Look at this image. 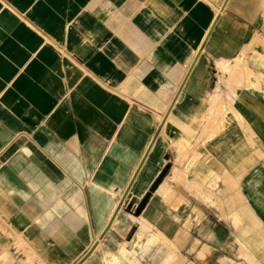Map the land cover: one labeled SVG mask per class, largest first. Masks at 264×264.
Instances as JSON below:
<instances>
[{
	"label": "crops",
	"instance_id": "crops-1",
	"mask_svg": "<svg viewBox=\"0 0 264 264\" xmlns=\"http://www.w3.org/2000/svg\"><path fill=\"white\" fill-rule=\"evenodd\" d=\"M131 215L264 241V0H0V264H124Z\"/></svg>",
	"mask_w": 264,
	"mask_h": 264
},
{
	"label": "rangeland",
	"instance_id": "rangeland-1",
	"mask_svg": "<svg viewBox=\"0 0 264 264\" xmlns=\"http://www.w3.org/2000/svg\"><path fill=\"white\" fill-rule=\"evenodd\" d=\"M123 207L120 209L121 213L123 212V209L126 211H129L130 209L129 203L126 202L123 204ZM129 218V220H131L130 223L125 222L122 226H118V223H116L108 230V234L111 232H122L126 235V240L120 247H118L123 250L124 264L197 263L193 257L188 256L187 254L188 252H191L190 250L194 249L195 244L198 243L197 241L189 242L185 249L180 250V247L176 242L169 241L158 231L152 230V227H150L143 219H137L132 215ZM233 220L236 223L234 224V230L232 229V232L236 237L245 236L244 234L246 233L261 232L259 226L256 224L246 227L237 223L241 222L239 216H235ZM139 225L142 230L140 234H137L136 230ZM136 240H139V242H136ZM151 244L155 246H152ZM223 248L227 250L226 253L231 250L232 264H264V241L236 239L232 240V243H229V245L227 242L226 246H223ZM116 251L118 250L116 249ZM199 255L200 258H203L202 251Z\"/></svg>",
	"mask_w": 264,
	"mask_h": 264
},
{
	"label": "bare ground",
	"instance_id": "bare-ground-1",
	"mask_svg": "<svg viewBox=\"0 0 264 264\" xmlns=\"http://www.w3.org/2000/svg\"><path fill=\"white\" fill-rule=\"evenodd\" d=\"M126 192H127V191H126ZM125 194H126V193H125ZM125 194H124V196H125ZM124 196L121 197V199H120V203H121V201L123 200ZM147 197H148V194L145 195V198H147ZM145 198H144V199H145ZM141 204H142V202L139 204V206H142ZM139 206H138V208H139ZM113 219H114V217H113ZM112 221H113V220H112ZM110 224H111V222H110ZM109 226H110V225H109Z\"/></svg>",
	"mask_w": 264,
	"mask_h": 264
},
{
	"label": "water",
	"instance_id": "water-1",
	"mask_svg": "<svg viewBox=\"0 0 264 264\" xmlns=\"http://www.w3.org/2000/svg\"><path fill=\"white\" fill-rule=\"evenodd\" d=\"M142 204H143V203H142ZM142 204H141V205H142ZM141 207H142V206H139L138 211L140 210Z\"/></svg>",
	"mask_w": 264,
	"mask_h": 264
}]
</instances>
